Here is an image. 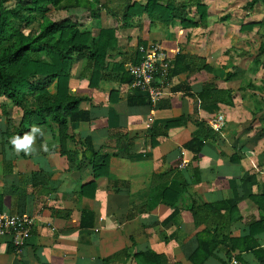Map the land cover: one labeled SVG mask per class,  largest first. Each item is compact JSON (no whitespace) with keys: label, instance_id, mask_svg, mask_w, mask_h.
Here are the masks:
<instances>
[{"label":"crops","instance_id":"1","mask_svg":"<svg viewBox=\"0 0 264 264\" xmlns=\"http://www.w3.org/2000/svg\"><path fill=\"white\" fill-rule=\"evenodd\" d=\"M247 1L201 0L208 7L206 24L190 28L178 20L149 24L145 14L121 27L123 6L145 0H101L100 16L82 22L69 15L94 36L116 28L117 44L100 73L84 69L83 59L74 61L68 91L80 96L79 107L90 117L67 121L61 141L58 122L48 117L33 125L40 129L35 151L17 153L10 139L22 109L0 97V212L35 216L21 248L0 235V264H192L188 256L198 243L216 237L224 243L204 264H231L237 255L264 264L238 248L227 259L226 240L247 235L264 203V52L258 57L264 8L261 0L245 8ZM189 15L199 21L194 7ZM249 23H255L252 29L240 30ZM152 42L173 61L180 53L190 65L171 79L183 87L166 91L153 111L126 80L129 66L139 61L138 47ZM247 80L258 88L249 90ZM55 85L48 86L51 93ZM204 86L230 90L231 103L202 106L194 92ZM220 114L223 125L215 131L210 120ZM200 129L201 137L207 135L202 148L187 149ZM182 150L189 163L180 169ZM93 153L104 160L99 176ZM254 237L264 249V231Z\"/></svg>","mask_w":264,"mask_h":264},{"label":"trees","instance_id":"2","mask_svg":"<svg viewBox=\"0 0 264 264\" xmlns=\"http://www.w3.org/2000/svg\"><path fill=\"white\" fill-rule=\"evenodd\" d=\"M8 1L0 0V97L22 109L16 137L29 134L34 124H44L50 117V120L59 124L58 136L61 137V141L63 135L67 136L65 133L67 121H87L90 117L89 111L79 107L82 100L80 96L72 95L68 91L73 63L76 59H83L84 69H90L93 73L103 71L108 50L115 48L117 44L116 28H101L94 36L90 31L80 29L79 22L69 16L54 19L51 15L52 12H71L80 9L87 11L89 18L95 19L100 16L104 7L101 0H14L12 5H8ZM258 1L260 0L247 1L245 8H251ZM192 7L199 16L198 22L189 15ZM207 9V5L201 3V0L194 2L145 0L144 4L133 2L123 6L120 26L128 27L133 17L145 14V21L149 24L160 23L168 26L178 20L185 28L196 27L199 24H206ZM226 18L222 16L220 19ZM254 25L255 23L242 25L240 30H250ZM259 50L258 57L264 52V43L259 46ZM258 57L254 59L255 62L259 61ZM201 68L209 70L206 65ZM188 69L190 65L186 64L184 56L178 53L174 58L170 76L173 77ZM54 80L55 92L51 93L48 86ZM126 80L131 81L130 74ZM182 87L176 85L171 89L176 91ZM247 87L251 90L258 88L251 82ZM140 93L142 96L138 97H147ZM194 93V97L202 106L211 102L231 103L232 93L228 89L204 86ZM183 121L184 118L178 122L168 123L165 127L180 125ZM201 135V129L196 131L185 147L198 152L207 136ZM85 142L89 148L90 140L87 139ZM90 157L94 163L92 167H96V171L102 170L104 164L102 156L93 153ZM99 174L101 172L98 171L97 175ZM259 210V217L249 224L250 232L247 235L233 240L234 242L230 241L231 238L226 240L230 242L227 259L231 257V251L235 252L238 249L249 250L257 259H264V249L258 247L259 244L254 237L258 232L264 231V203L259 204ZM240 241H243V246L234 245ZM219 242L217 237L213 242L211 239L200 241L188 259L192 264H204L207 259L214 256V250ZM154 258L157 259L156 256ZM236 260L240 264H250L240 255L236 256ZM220 264L228 263L221 261Z\"/></svg>","mask_w":264,"mask_h":264},{"label":"built area","instance_id":"3","mask_svg":"<svg viewBox=\"0 0 264 264\" xmlns=\"http://www.w3.org/2000/svg\"><path fill=\"white\" fill-rule=\"evenodd\" d=\"M138 50L141 56L139 62L131 64L128 68L131 76L128 86L130 89L144 93L153 111L160 97L172 86L170 70L173 60L166 50L156 42L140 46ZM152 111L146 122L147 128H150L153 122ZM223 118V115L220 114L210 120V125L215 131L222 127ZM188 163L186 151L182 150L177 167L181 169ZM34 221V215L24 212L13 214L0 212V235H7L15 247L21 248L30 235ZM95 230L97 229L95 228ZM230 263L236 264L237 261L232 258Z\"/></svg>","mask_w":264,"mask_h":264},{"label":"clouds","instance_id":"4","mask_svg":"<svg viewBox=\"0 0 264 264\" xmlns=\"http://www.w3.org/2000/svg\"><path fill=\"white\" fill-rule=\"evenodd\" d=\"M40 129L33 127L32 132L30 134H25L22 138L17 136L13 137L10 141L14 150L19 153L20 151L27 153L34 152L35 149L32 147L34 143L35 136L34 134L39 132Z\"/></svg>","mask_w":264,"mask_h":264},{"label":"rangeland","instance_id":"5","mask_svg":"<svg viewBox=\"0 0 264 264\" xmlns=\"http://www.w3.org/2000/svg\"><path fill=\"white\" fill-rule=\"evenodd\" d=\"M14 3V0H9L8 1V5H12ZM261 5L262 7L264 8V0L261 1ZM78 10V11H77ZM77 10H74V11H71V12H65V11H60V12H52V17L54 19H61V18H64V17H67V15L69 16L71 14L70 17H73V15L75 16V14H77V17L75 18H78V17H81L79 18V20L82 22L83 20H86V18H89L88 17V12L87 11H84V10H81L80 9H77ZM264 28V23L261 24ZM94 30V29H93ZM247 85L249 84V80H247ZM251 90V89H249Z\"/></svg>","mask_w":264,"mask_h":264},{"label":"water","instance_id":"6","mask_svg":"<svg viewBox=\"0 0 264 264\" xmlns=\"http://www.w3.org/2000/svg\"><path fill=\"white\" fill-rule=\"evenodd\" d=\"M147 102H148V100H147Z\"/></svg>","mask_w":264,"mask_h":264}]
</instances>
